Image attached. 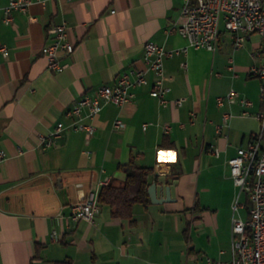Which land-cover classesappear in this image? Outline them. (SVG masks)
Returning <instances> with one entry per match:
<instances>
[{
	"label": "crops",
	"instance_id": "obj_1",
	"mask_svg": "<svg viewBox=\"0 0 264 264\" xmlns=\"http://www.w3.org/2000/svg\"><path fill=\"white\" fill-rule=\"evenodd\" d=\"M0 0V264H207L231 258L237 187L228 160L261 129L260 79L251 72L263 39L253 33L236 49L221 24L214 51L189 48L165 61L169 103L151 95L155 75L133 87V99L107 103L95 132L72 126L67 110L85 94L147 69L144 46L188 44L178 30L183 0H34L4 21ZM66 22L74 51L67 67L49 68L50 28ZM8 50V55L2 51ZM186 63V66H183ZM232 88L252 101L217 97ZM183 99L182 105L174 103ZM230 113L228 124L223 113ZM124 127H113L116 119ZM65 129L46 147L58 122ZM152 122L147 129L143 123ZM165 125H170L169 129ZM218 150V154L215 152ZM151 167L158 194L172 180L173 201L136 203L132 218L101 204L94 221L74 219L71 205L106 184L123 185L121 165ZM151 199V198H150ZM238 214L249 215L245 194Z\"/></svg>",
	"mask_w": 264,
	"mask_h": 264
},
{
	"label": "built area",
	"instance_id": "obj_2",
	"mask_svg": "<svg viewBox=\"0 0 264 264\" xmlns=\"http://www.w3.org/2000/svg\"><path fill=\"white\" fill-rule=\"evenodd\" d=\"M34 0H9L3 7L4 21L11 22L14 19L15 11L27 12ZM182 14L184 21L178 27L179 32L186 37L188 44L184 47L166 48L156 42H147L144 46V56L147 62V69L134 70L121 75L113 85L100 87L95 94H85L67 110V115L73 118L72 126L78 130H84L89 136L95 132L92 123L94 118L104 108L107 103L124 105L130 102L134 94L133 87L147 83V70L153 71L154 85L151 95L158 98L163 105H167L169 100L167 93L170 88L165 85V61L176 55L186 53L189 48H205L214 51L217 47L220 28L223 23L227 31L230 32L234 48L239 49L244 46L249 35L256 33L263 39L262 49H264V0H183ZM53 41L44 48V53L48 59L49 68L54 71H62L67 67L63 62L64 55H70L74 51V44L70 41L67 32L66 22L58 23L50 28ZM5 55L8 50L2 47ZM260 51L256 54L259 56ZM186 66V63H183ZM258 67H264V60L260 64L251 68L253 75L264 77L258 74ZM261 97V93H260ZM220 106L225 102H239L243 106L252 105V101L246 97H241L239 92L232 88L226 95L217 97ZM174 103L182 105L183 99H177ZM263 107L257 113L260 120L264 115ZM230 113H223V123L218 125V131L228 124ZM152 122L143 123L142 127L147 129ZM113 127L121 129L124 127L122 119L115 120ZM166 129L170 125H165ZM65 129L64 122L57 123L54 130L47 136H41V143L46 147L56 144ZM257 133L247 147L238 149L237 154L228 160L230 174L237 187V194L233 204L232 232H231V258L228 260H215L207 258V264H264V146L261 151H254V141ZM218 154V150L215 151ZM0 153V158L3 157ZM255 159H262V168L258 170V187L256 190H248L250 182L249 166ZM247 196L249 215L243 219L238 214L241 206V195ZM101 204L96 194L91 193L83 200L71 205L74 219L85 218L94 221L96 214L100 211ZM247 221H254L257 226V247H250V238L247 231Z\"/></svg>",
	"mask_w": 264,
	"mask_h": 264
},
{
	"label": "trees",
	"instance_id": "obj_3",
	"mask_svg": "<svg viewBox=\"0 0 264 264\" xmlns=\"http://www.w3.org/2000/svg\"><path fill=\"white\" fill-rule=\"evenodd\" d=\"M126 171V178L121 186L106 184L100 190L98 201L110 206L115 216L131 219L133 206L141 203L147 206L151 199L148 189L151 185L153 169L138 166L133 160L121 165Z\"/></svg>",
	"mask_w": 264,
	"mask_h": 264
},
{
	"label": "bare ground",
	"instance_id": "obj_4",
	"mask_svg": "<svg viewBox=\"0 0 264 264\" xmlns=\"http://www.w3.org/2000/svg\"><path fill=\"white\" fill-rule=\"evenodd\" d=\"M261 60H264V49L259 53ZM258 74H264V67H258ZM261 100L264 101V77H259ZM261 129L257 133V139L254 141V151H261L264 146V115L260 119ZM262 168V159H255V162L250 164L249 173L251 175L250 182L248 183V190H256L258 187V170ZM247 231L250 238V247H257V226L254 221H247Z\"/></svg>",
	"mask_w": 264,
	"mask_h": 264
},
{
	"label": "water",
	"instance_id": "obj_5",
	"mask_svg": "<svg viewBox=\"0 0 264 264\" xmlns=\"http://www.w3.org/2000/svg\"><path fill=\"white\" fill-rule=\"evenodd\" d=\"M171 184H172V180H169V184L165 187V192L158 194L157 183L156 182L152 183L148 189V193L151 198V201L155 204H160L175 200L171 195Z\"/></svg>",
	"mask_w": 264,
	"mask_h": 264
},
{
	"label": "rangeland",
	"instance_id": "obj_6",
	"mask_svg": "<svg viewBox=\"0 0 264 264\" xmlns=\"http://www.w3.org/2000/svg\"><path fill=\"white\" fill-rule=\"evenodd\" d=\"M222 24H223V23H222ZM260 84H261V81H260ZM236 194H237V193H236ZM249 206H251V204H249ZM246 214H247V213L245 212V214H244V216H243L244 219H246Z\"/></svg>",
	"mask_w": 264,
	"mask_h": 264
}]
</instances>
